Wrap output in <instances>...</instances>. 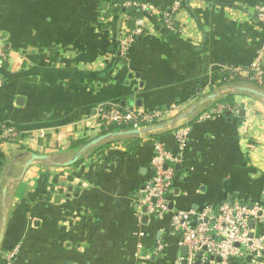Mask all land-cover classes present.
<instances>
[{
	"label": "crops",
	"instance_id": "crops-1",
	"mask_svg": "<svg viewBox=\"0 0 264 264\" xmlns=\"http://www.w3.org/2000/svg\"><path fill=\"white\" fill-rule=\"evenodd\" d=\"M175 2L177 31L155 13L131 10L145 3L162 14ZM261 4L0 0V264H183L187 247L172 215L155 220L142 201L157 144L180 158L171 214L193 212L196 220L231 200L264 204V97L242 90L264 94L245 73L264 58ZM143 25L151 34L123 57L121 32ZM236 68L242 81L228 80ZM227 96L233 110L201 119ZM102 105L169 113L162 129L109 138L67 165L92 140L122 131L94 130ZM9 128L21 129L20 142L7 139ZM182 128L183 149L174 134ZM33 155L45 158L28 165ZM251 222L259 242L264 224ZM239 248L228 264L259 263Z\"/></svg>",
	"mask_w": 264,
	"mask_h": 264
},
{
	"label": "built area",
	"instance_id": "built-area-1",
	"mask_svg": "<svg viewBox=\"0 0 264 264\" xmlns=\"http://www.w3.org/2000/svg\"><path fill=\"white\" fill-rule=\"evenodd\" d=\"M129 4H125V6ZM144 14H156L162 18L165 28L169 31H177L176 15L180 9V2L168 10L157 14L156 9L150 4H136ZM258 20L264 22V4L256 7ZM141 34H151L150 28L143 25L141 28L126 30L121 32L118 50L123 57H127L136 38ZM3 54L0 50V69ZM263 54H259L257 59L246 69L247 78L264 88V62ZM244 70L236 68L229 74V79H234V75H240ZM4 83V78L0 73V87ZM227 110H233L229 105L220 104L201 116L202 120H210L224 114ZM97 133L109 132L113 127H129V129H142L155 126L163 122L168 111L128 108L123 109L117 105H102L95 110ZM11 137H20L13 128L7 130ZM187 128L177 130L174 134L180 147H187ZM15 138V139H17ZM180 162V158L161 145H156V151L150 161L151 176L146 181L142 194L143 204L146 212L155 220H164L171 215V226L181 232V244L187 247L188 264L196 262L198 252L203 251L202 260H217L219 264H228V261L240 252L243 246L246 252L253 251L264 264V238L258 242L254 236L251 237L249 228L250 221L260 225L264 224V204L248 205L237 200L223 203L218 209L210 206L197 214L177 211L171 214L169 208L170 197L177 185L175 165ZM213 258V259H212ZM205 264L208 262H204Z\"/></svg>",
	"mask_w": 264,
	"mask_h": 264
},
{
	"label": "water",
	"instance_id": "water-1",
	"mask_svg": "<svg viewBox=\"0 0 264 264\" xmlns=\"http://www.w3.org/2000/svg\"><path fill=\"white\" fill-rule=\"evenodd\" d=\"M120 28L121 26L119 25L118 27V32L120 34ZM244 90L245 92H248L250 94H254V95H257V96H261V97H264V94L261 92V91H258L256 89H242ZM212 97H215V95L211 96ZM163 126H159V125H155V126H149V127H145V128H142V129H128V130H122V131H119V132H115V133H108L106 135H102V136H99L98 138L92 140L91 142H89L88 144H86L80 151L79 155L72 161H70L69 163H67V165H71V164H74L80 157V154L84 153L86 150H88L89 148H91L92 146H95L97 144H99L100 142L104 141V140H107L109 138H118V137H123V136H134V137H141L151 131H154V130H160L162 129ZM45 157H42V156H38V155H33V158L32 160L28 163V165L32 164L34 160H40V159H44ZM254 221L251 222V226L254 225ZM252 237V235H251ZM206 249H203V251H205ZM187 248H184V256H186L187 258ZM203 251L201 252H198L197 253V256H196V262L194 264H202V255H203ZM213 259V258H212ZM219 260V259H218ZM183 264H188V261L187 259H185L183 261ZM206 264H209V263H206Z\"/></svg>",
	"mask_w": 264,
	"mask_h": 264
},
{
	"label": "trees",
	"instance_id": "trees-1",
	"mask_svg": "<svg viewBox=\"0 0 264 264\" xmlns=\"http://www.w3.org/2000/svg\"><path fill=\"white\" fill-rule=\"evenodd\" d=\"M120 4H121V3H120ZM121 5H122V4H121ZM119 9H120V10H122V9L126 10V8H124V6H123V8H119ZM127 10H128V9H127ZM131 10L134 11L135 15H139L140 13H142L141 10H140V7H137V6H134L133 9H131ZM162 24H163V22H162ZM137 39L139 40V38H138V37L136 38V42H137ZM227 78H228V80L233 81V82H236V81H238V82H239V81H242V78H241L239 75H237V74L234 75V79H232V80L229 79L228 74H227ZM250 82H251V81H250ZM251 83H252L253 85H255L257 88H259V89H264V88L259 87L257 84H255V83H253V82H251ZM219 104L229 105L230 107H234V106H235V101H234L233 96H227V97L221 98V99L219 100ZM114 129L128 130L129 127H122V128L115 127ZM111 130H112V128H111ZM14 131H15L17 134H19V135L22 134L21 129H19V128H14ZM11 138H12V137L9 136L7 139L10 140Z\"/></svg>",
	"mask_w": 264,
	"mask_h": 264
},
{
	"label": "rangeland",
	"instance_id": "rangeland-1",
	"mask_svg": "<svg viewBox=\"0 0 264 264\" xmlns=\"http://www.w3.org/2000/svg\"><path fill=\"white\" fill-rule=\"evenodd\" d=\"M13 129H14V128H13ZM6 133H7V138H8V137H9L8 132H6ZM22 137H23V136H20V137H18V138H17V137H12L9 141H12V142H18V141H19V142H20L19 139L22 138ZM15 138H17V139H15Z\"/></svg>",
	"mask_w": 264,
	"mask_h": 264
}]
</instances>
